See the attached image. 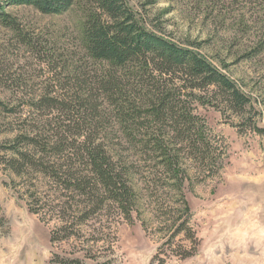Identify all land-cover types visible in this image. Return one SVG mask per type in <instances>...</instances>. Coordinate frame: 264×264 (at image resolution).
<instances>
[{"label":"trees","instance_id":"1","mask_svg":"<svg viewBox=\"0 0 264 264\" xmlns=\"http://www.w3.org/2000/svg\"><path fill=\"white\" fill-rule=\"evenodd\" d=\"M74 3L0 0V22L18 29L8 6L60 14ZM93 3L85 49L101 66L76 65L57 82L60 89L31 103L19 95L12 97L19 103L0 99L1 112L18 116L6 128L14 136L0 146L1 162L20 178L30 211L56 223L54 243L88 233L105 242L104 236L116 237L113 225L120 219L140 218L147 229L140 211L145 201L159 221L171 222L170 237L184 234L191 241L181 256H192L200 243L185 193L188 172L194 169L201 181L214 178L228 157L225 139L212 133L196 102H210L204 92L214 88L218 106L239 119L240 132L264 134L259 112L252 114L256 104L202 53L148 29L127 0ZM92 221L100 227L89 231ZM49 264L86 263L55 253Z\"/></svg>","mask_w":264,"mask_h":264},{"label":"rangeland","instance_id":"2","mask_svg":"<svg viewBox=\"0 0 264 264\" xmlns=\"http://www.w3.org/2000/svg\"><path fill=\"white\" fill-rule=\"evenodd\" d=\"M127 2L148 29L196 49L237 81L252 96L257 107L252 114L260 113L258 125L264 128V0ZM92 9L93 0H75L60 14L8 6L18 29L0 22V99L31 103L60 89L57 82L76 65L101 66L86 56L85 23ZM211 89L204 92L210 102L197 101L196 112L225 139L228 157L214 178L201 181L194 169L188 172L185 193L200 243L194 255L181 256L191 241L184 234L170 237L171 222L159 221L145 201L140 211L147 229L140 218L120 219L113 225L116 237L104 236L105 242H95L89 233L52 242L56 223L30 211L20 194L21 180L1 162L0 148V264H49L55 253L86 264H264V134L240 132L239 119L224 104L218 106ZM17 95L22 100L12 98ZM23 108L25 118L29 107ZM17 119L0 110V146L14 136L6 128ZM95 226L98 221L86 228Z\"/></svg>","mask_w":264,"mask_h":264}]
</instances>
